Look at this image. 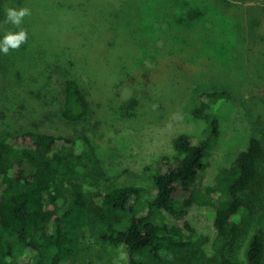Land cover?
Listing matches in <instances>:
<instances>
[{"label": "trees", "instance_id": "obj_1", "mask_svg": "<svg viewBox=\"0 0 264 264\" xmlns=\"http://www.w3.org/2000/svg\"><path fill=\"white\" fill-rule=\"evenodd\" d=\"M86 1L91 5L104 0ZM212 2L218 13L236 22L243 19L245 9L239 0ZM9 7H31V15L21 25L27 32L26 42L7 55L0 51V264H62L71 258V247L86 230L102 244L119 247L125 264H238L233 250L243 243L245 263L264 264L262 139L252 137L231 168L205 190L197 188L221 136V108L232 99L229 90L201 94L193 110L194 118L202 122L200 133L176 136L171 152L145 168L141 179L145 184L117 183L108 178L96 153L99 144L115 136V125L103 119L106 127L94 128L91 122L98 120L104 108L90 99L97 92L88 93L81 75L71 72L79 67L91 90L100 87L105 78L103 62L118 35L116 21L94 19L83 30L64 15L59 27L56 18L36 10V0H0V39L8 31H18L6 22ZM254 25L257 42L251 52L264 58V21ZM95 33L103 38L94 40ZM42 54L49 56L41 62L46 67L37 62ZM132 56L130 50L126 52V58ZM163 65L200 80L220 75L223 63L212 48H203L197 33L185 42L172 43L153 65L143 64L127 73L117 87V101L122 102L125 91L139 101L151 98L148 94L165 83ZM60 69L63 73L57 75ZM2 92H15L11 98L20 107L12 110ZM16 92H30L40 106H23L28 97ZM130 118L121 117L123 121ZM79 126L94 135L90 137ZM195 204L216 211L220 256L209 254L206 240H197L190 225H186L188 234L176 222ZM80 264L102 263L88 258Z\"/></svg>", "mask_w": 264, "mask_h": 264}, {"label": "rangeland", "instance_id": "obj_2", "mask_svg": "<svg viewBox=\"0 0 264 264\" xmlns=\"http://www.w3.org/2000/svg\"><path fill=\"white\" fill-rule=\"evenodd\" d=\"M36 1L39 4L36 10L52 17V20L56 18L57 26L61 25L64 15L74 19L83 30H88L94 19L116 21L118 35L113 43L114 49L109 51L110 54L103 62L105 78L100 87L91 90L79 67L71 71L74 75H81L79 79L88 93L97 92L96 98L90 96V99L96 106L99 103L104 108L99 111L98 120L91 122L94 128L97 125L100 128L106 127L103 119L107 124L115 125V136H110V139L108 136L107 141L96 148L103 170L110 180L123 185L136 180L145 184L141 180L145 177V168L156 163L162 154L171 152L176 136L199 134L202 122L194 118L193 110L204 91L229 90L232 99L221 108V136L213 148L209 167L198 180L197 188L205 190L222 171L231 168L239 150L252 137L258 136L264 143V58L251 52L257 42V30L254 27L257 25L254 24L256 21H264V0H239V4L245 9L243 19L239 22L218 13L212 0H126L125 3L104 0L94 1L91 5L86 0H83V5L79 3L80 0ZM44 25L42 23L43 27ZM197 33L202 36L203 48H212L215 57L223 63L220 75L205 76L198 80L163 65L165 83L160 82L157 92L148 94L151 98L139 101L125 91L121 92L122 102L117 101V87L127 73L143 64L153 65L155 58L162 51L168 50L172 43L185 42ZM101 36L95 33L94 40L96 37L103 38ZM122 46L126 49L124 52L120 49ZM129 50L130 55H133L131 59L126 58ZM42 55L43 58L40 57L37 62L46 67L47 63L41 62L47 61L49 56ZM50 55L53 59V52ZM60 72L61 69L56 74L59 75ZM254 80L257 82L254 83ZM34 86L33 89H36V85ZM2 93L4 103L11 104L12 110L20 107L11 98L15 92ZM16 93L28 97L25 102L22 101L23 106H40L30 92ZM106 99L111 101L113 110ZM56 108L55 106L54 109ZM2 110L0 105V111ZM122 116H130L134 120L130 118L123 121ZM78 128L90 137L94 135L90 129H83L82 126ZM148 185L146 182V186ZM260 207L264 211V203ZM215 215L214 208L195 204L183 218L176 220L184 233H190L186 229V225H190L196 231L197 240H206L205 247L210 255L220 254L214 229ZM71 249L73 255L62 264H80L88 258H92L94 263L102 264L126 262L119 247L102 244L87 230L78 237L75 248ZM245 249L243 243L233 250V255L238 256V264H246Z\"/></svg>", "mask_w": 264, "mask_h": 264}, {"label": "clouds", "instance_id": "obj_3", "mask_svg": "<svg viewBox=\"0 0 264 264\" xmlns=\"http://www.w3.org/2000/svg\"><path fill=\"white\" fill-rule=\"evenodd\" d=\"M31 15V11L27 7L23 8H12L9 7L6 10V22L15 26L18 31H8L3 35V38L0 39V51L5 55L9 53V50L18 49L22 43L27 40V32L21 27L23 24L24 18Z\"/></svg>", "mask_w": 264, "mask_h": 264}]
</instances>
